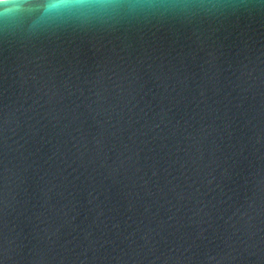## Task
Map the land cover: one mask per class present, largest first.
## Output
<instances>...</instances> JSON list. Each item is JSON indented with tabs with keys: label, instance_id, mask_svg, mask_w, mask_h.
I'll use <instances>...</instances> for the list:
<instances>
[{
	"label": "water",
	"instance_id": "obj_1",
	"mask_svg": "<svg viewBox=\"0 0 264 264\" xmlns=\"http://www.w3.org/2000/svg\"><path fill=\"white\" fill-rule=\"evenodd\" d=\"M0 264H264V0H0Z\"/></svg>",
	"mask_w": 264,
	"mask_h": 264
}]
</instances>
